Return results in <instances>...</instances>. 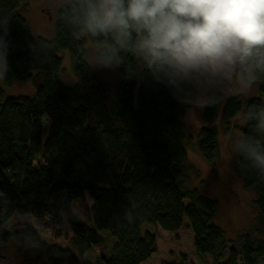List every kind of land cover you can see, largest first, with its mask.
<instances>
[{"label":"trees","instance_id":"obj_1","mask_svg":"<svg viewBox=\"0 0 264 264\" xmlns=\"http://www.w3.org/2000/svg\"><path fill=\"white\" fill-rule=\"evenodd\" d=\"M29 1L0 0V16L9 19L7 33L0 29L9 65L0 83V249L21 238L35 252L22 264H142L157 251L155 231L144 226L176 232L187 219L197 254L211 256L210 264H264V237L228 241L215 222L218 200L191 182L185 104L177 94L126 55L112 96L86 59L87 46L97 43L74 34L63 3L49 38L32 34L20 11ZM62 52L80 85L60 80ZM37 75L33 94H8L14 81ZM257 83V95H227L204 107L197 147L207 162L219 157L218 125L242 115L241 136L255 135L249 109L264 103V76ZM235 160L264 219V179L242 157ZM85 192L94 203L91 224L72 212ZM104 229L115 236L110 255L101 250Z\"/></svg>","mask_w":264,"mask_h":264},{"label":"clouds","instance_id":"obj_2","mask_svg":"<svg viewBox=\"0 0 264 264\" xmlns=\"http://www.w3.org/2000/svg\"><path fill=\"white\" fill-rule=\"evenodd\" d=\"M63 7L74 34L97 43L90 66L116 69L130 55L181 102L215 104L264 76V0H63ZM8 22L0 16L5 33ZM8 70L0 36V77ZM249 113L255 135L235 138L232 151L264 179V103Z\"/></svg>","mask_w":264,"mask_h":264},{"label":"rangeland","instance_id":"obj_3","mask_svg":"<svg viewBox=\"0 0 264 264\" xmlns=\"http://www.w3.org/2000/svg\"><path fill=\"white\" fill-rule=\"evenodd\" d=\"M63 0H31L22 3L21 13L27 18L31 32L35 36L53 37L55 33V18ZM95 47L87 46V55ZM63 66L59 72L60 80L70 86L80 85L81 81L70 67L68 52H62ZM97 77L110 85L111 95L114 96L118 71L109 68H94ZM40 77L22 83L14 81L7 90L8 94L31 95L35 92ZM3 82L0 77V83ZM258 83L246 94H239L248 98L258 94ZM227 95L224 96L226 98ZM185 104V112L181 119L187 134V154L189 163L193 166L191 182L198 185L202 191L219 202V210L215 222L224 230L228 241L235 242L239 235L249 233L252 237H264V219L253 206L255 191L247 189L242 180V171L235 160L232 144L235 138L241 137V127L245 122L242 115L234 118L228 127L218 125L220 152L214 162H207L197 147V134L203 125L204 107H196L189 103ZM231 157V159H226ZM93 200L85 192L84 195L72 204V212L82 221L91 224L93 220ZM176 232L164 230L159 224H146L144 229L155 231L157 239V251L142 264H210L212 257L197 254L193 244V232L186 226ZM49 237L51 232H47ZM104 243L101 250L105 255L112 252L115 236L110 230H101ZM54 239V238H53ZM52 239V240H53ZM62 245H67L63 238L54 239ZM35 252L29 243L21 238H16L0 249V264H22L25 258H33ZM59 264H73L64 259Z\"/></svg>","mask_w":264,"mask_h":264}]
</instances>
